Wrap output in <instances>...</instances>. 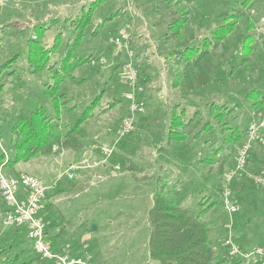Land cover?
I'll return each instance as SVG.
<instances>
[{"label": "rangeland", "instance_id": "374dc122", "mask_svg": "<svg viewBox=\"0 0 264 264\" xmlns=\"http://www.w3.org/2000/svg\"><path fill=\"white\" fill-rule=\"evenodd\" d=\"M30 39L31 47L26 48ZM42 51L44 55L49 51L47 61L53 69L62 68L63 76L51 83H58L59 92L71 99L66 105L102 95L79 128L85 151L81 159L80 151L66 149L59 156L18 161L9 170L7 161L14 148L8 125L40 99L50 102L43 93L44 88L50 89L42 82L50 84L49 77L56 72L48 71L46 65L39 72L38 66L33 70L36 62L29 61L30 53L34 57ZM181 51L188 60L197 61L200 53L208 59L187 67ZM85 53L93 55L89 62L65 73L74 66V59L77 64L85 61ZM127 64L136 67L137 81L143 86L137 94L143 105L139 113L129 114L124 98L128 88L123 67ZM204 65L212 66L209 78L199 74L208 72ZM185 68L188 87L184 83L175 87ZM208 80L216 82L203 83ZM70 94L75 95L73 99ZM113 97L119 99L114 108L109 104ZM210 101L217 106L206 108L204 104ZM173 103H180L178 109L185 108L187 116L199 109L201 119L216 115L222 105L226 111L234 109L229 116L234 127L227 133L232 142L226 139L227 153L215 157L208 144L211 135L187 138L179 146L184 151L176 152V145L162 159L172 169L156 177V186L164 185L162 195L173 197L182 207L192 211L200 207L216 260L261 264L256 257L230 256L223 240L234 236L243 249L264 246L260 225L264 188L252 183V175L264 167V141L250 143L247 170L225 181L247 126L260 125L264 134V0L246 4L244 0H0V152L4 154L0 165H5L8 174L16 168L34 174L46 186L42 216L47 234L56 235V251L88 256L93 264H162L150 256L147 247V212L153 205L154 189L148 192L149 185L144 187L130 177L154 158L147 153L159 138L164 108ZM79 109L60 113L64 120L75 121ZM127 117L132 123L123 131L122 121ZM237 125L242 130L239 139ZM186 126V122L180 125L189 131ZM105 146L113 148L111 153H106ZM206 155L214 159L199 162ZM103 161L113 164L111 173H118L108 174L101 167ZM224 189L236 205L232 214L222 205ZM1 207L0 202V212ZM1 213L0 245L6 246L10 235Z\"/></svg>", "mask_w": 264, "mask_h": 264}, {"label": "trees", "instance_id": "16d2710c", "mask_svg": "<svg viewBox=\"0 0 264 264\" xmlns=\"http://www.w3.org/2000/svg\"><path fill=\"white\" fill-rule=\"evenodd\" d=\"M250 0H244V3H249ZM89 17L90 15L87 14ZM110 19V17H107ZM89 21V22H88ZM86 24H90L88 20ZM33 39H30L29 44L26 48H30ZM179 48V47H178ZM42 51L39 55L34 56L30 53L29 61H35L36 64L31 65L33 70L35 67L38 68V72L41 69L40 66H45L48 71L53 69V65H49L50 62L47 61L49 57V51L44 55ZM185 51H181L179 56L184 58L183 62L187 64V67L196 66V64L202 63L206 60L203 53H200L199 59L197 61H192L194 57L186 59ZM85 61L72 63L74 66L66 65L71 67L69 71L65 73L72 72L78 66L89 62V59L93 55H83ZM87 56V57H86ZM50 59V57H49ZM207 61V60H206ZM49 62V63H48ZM48 63V65H47ZM208 72H199L200 76H205L209 78V72L212 68L211 65H204ZM62 68L53 69L56 72V76L51 73L50 84L49 82H42V85L50 89V92L45 88L43 93L50 98V102L45 99H40L37 105L31 108L23 109L8 125L7 134L9 140H12L13 154H9V159L7 161V167L11 168L18 161H28L29 159L38 155H48V154H58L63 149H73L80 151L83 148V143L81 141L82 134L79 131L81 122L88 119L91 116L92 111L97 107V102L100 100L102 94L96 97L89 98L86 103L83 104V108L79 109V117L75 121H67L63 119V114L60 112H69L71 110L80 108L81 100L75 105H66L71 99H65V93L59 92L58 82L60 77L63 76ZM182 76L174 84V79L172 78V83L175 87L178 86L180 80L183 78L185 72L182 71ZM141 81V79H140ZM199 81V80H198ZM214 83L215 80L204 81L203 83ZM145 83V82H144ZM53 86H55L54 90ZM102 92V90H100ZM71 98L75 95L70 94ZM59 99V100H58ZM119 102L118 97H113V100L109 101L110 107L116 106ZM227 102V101H226ZM216 103L206 102L204 105L206 108H212ZM71 105V106H70ZM69 106V108L67 107ZM180 103L167 104L164 108L163 114V125H162V135L160 142L158 143L160 147L169 148L172 146L180 145L187 142V138L193 140L199 139L203 134H209L212 136V141L208 139L209 146L213 149L212 153L216 157V154H225L226 145L225 140L230 142V137L227 133L233 130V124L229 120L234 109L229 111L224 110L227 108L222 105L219 111H216V115H211L201 119L200 114L202 111L195 109L191 116L183 115L184 109H178ZM68 108V110H66ZM104 110V109H102ZM179 110V111H177ZM205 110V109H204ZM89 115V116H88ZM183 116V118H181ZM64 120L63 122H61ZM186 122V127H189L188 131L181 129V123ZM68 123V125H67ZM237 130H240L238 134V139L241 137V125H237ZM218 133L222 135L223 138L218 136ZM217 134V136H216ZM215 138L213 139V137ZM233 135H231L232 137ZM220 139L217 141V139ZM234 138V137H233ZM210 142V143H209ZM232 142V141H231ZM158 145V146H159ZM231 154L232 152L229 151ZM212 155H206L199 162H207V160H213ZM4 160V154L0 152V161ZM216 160V159H215ZM208 164V163H207ZM222 165L220 166V168ZM161 168L158 166L153 169L149 174L148 178L152 182L153 190V205H151L147 212V220L149 224V231L147 237V247L149 254L154 259L159 260L162 264H222L223 262H229V264H239L240 259H229L223 258L221 261L216 260L215 250L212 245L209 244L210 239V229L208 225L201 219V209L192 211L188 208L178 205L171 196H163V186L158 189L156 186V177L160 178ZM135 175V174H134ZM140 180L146 177H138ZM202 201L200 197L197 201ZM0 202L2 203L1 215L3 216L6 211L5 205L0 197ZM215 202V199H213ZM263 202V201H262ZM46 207H41L40 215H43ZM264 211V210H263ZM264 215V213H263ZM264 217V216H263ZM260 224L264 225L263 222ZM6 227V226H5ZM9 229L8 235L10 238L6 246L0 245V264H52L50 261L41 258L36 255L32 249L31 242L26 238V228L24 226L7 227ZM236 231H239L238 225L234 226ZM241 232L245 233V229L241 227ZM48 232V231H47ZM46 232V233H47ZM264 233V230L261 231ZM259 232V233H261ZM238 234V233H237ZM6 238V237H4ZM50 245L54 250L57 249L56 235H48ZM261 240V239H259ZM239 243V241L236 239ZM264 247V246H263ZM71 255H74L70 252ZM235 257V256H233ZM241 258V257H240ZM228 264V263H227Z\"/></svg>", "mask_w": 264, "mask_h": 264}, {"label": "built area", "instance_id": "2783aa9c", "mask_svg": "<svg viewBox=\"0 0 264 264\" xmlns=\"http://www.w3.org/2000/svg\"><path fill=\"white\" fill-rule=\"evenodd\" d=\"M123 70L125 83L128 88V92L124 96L128 112L129 114L142 112L143 105L137 98V94L143 89V86L137 81L138 71L131 64L124 65ZM131 123V117L124 118L122 121L123 131H127ZM263 141L264 134L260 130V125L250 124L247 126L245 129V140L235 151L233 169L228 175H225V181L232 179L234 175H241L242 172L247 170L250 143H261ZM104 148L106 153L107 151L111 153L113 149L107 146ZM4 168L5 165L1 164L0 197L6 208L2 216L4 226H24L26 228V237L30 240L34 253L52 264H93L88 256L71 255L56 251L51 247L47 238L46 222L44 217L40 215L41 204L46 196V186L34 174L27 172L8 174ZM67 176L69 178L72 177V173L67 172ZM252 183L255 186L264 188V168L260 173L252 175ZM222 205L224 210L230 214L236 211V205L230 201L226 189H224L222 194ZM223 245L230 256L256 257L261 264H264V247L261 245L243 249L234 236H227L223 240Z\"/></svg>", "mask_w": 264, "mask_h": 264}, {"label": "crops", "instance_id": "0c3cea01", "mask_svg": "<svg viewBox=\"0 0 264 264\" xmlns=\"http://www.w3.org/2000/svg\"><path fill=\"white\" fill-rule=\"evenodd\" d=\"M184 72L186 73V68L184 69ZM186 79V75L184 74V76H183V78L180 80V82H179V84H178V88L182 85V83H184V85H185V87H188V85L185 83V80ZM183 86V85H182ZM80 108H83V104H81L80 106H79ZM114 108V107H113ZM113 108H112V110H113ZM163 119H164V117H163V114H162V117H161V121H160V125H159V130H160V133H159V138H158V140H157V142H156V145L154 146V147H151L150 149H149V151H148V155H149V157H151L152 158V156L154 157V158H152V160L151 161H149V162H146L145 163V168H143V169H145L144 171H142L141 170V168H142V166L141 167H139L138 169H136V170H140V172H137V171H135L134 172V174H131V177L130 178H132V179H134L136 182H139L140 183V185L142 184V186H144V187H147V185H149L148 186V192H152V182L149 180V179H147L148 178V176H149V174L153 171V169L154 168H156V167H160L161 168V174H163V173H168V172H171V170L170 169H172V168H169L168 166H166V165H164L163 164V162H162V159H164L165 157H166V155H170L169 153L174 149V148H176L175 146H172V147H169V148H164V147H160V145L158 144L159 142H160V139H161V135H162V125H163ZM94 136H97V135H94ZM152 143V142H151ZM153 144V143H152ZM159 145V146H158ZM181 145V144H180ZM180 145H178L177 146V148H176V152H178V150L179 151H181V150H183L184 151V148L182 147H179ZM179 147V148H178ZM170 148H172V149H170ZM64 150H66V149H63L61 152H59L58 153V156L59 155H61L62 154V152L64 151ZM73 150V149H72ZM74 151H76V150H74ZM79 152V151H78ZM84 147L80 150V159H81V157H82V155L84 154ZM58 156H56V161H58ZM88 156L89 157H92V155L89 153L88 154ZM88 156H87V158H88ZM250 156V155H249ZM78 158V157H77ZM177 159H178V157H177ZM249 161V160H248ZM136 162H140V163H142V160H139V161H136ZM74 163L73 162H71V163H69V165L71 166V167H74V165H73ZM18 165V164H17ZM113 165V164H112ZM112 165H109L108 163L106 164L104 161L103 162H101V167L106 171V172H108V174L110 173V174H113V173H116L115 171H112V173L110 172L112 169H115L114 168V166H112ZM116 166V165H115ZM248 167V166H247ZM264 168V167H263ZM7 169V168H6ZM9 170H11L10 168H8ZM149 170H152V171H150L149 172ZM11 172H13V173H10V174H17V173H21V172H27V171H24V170H22V169H13ZM27 173H29V172H27ZM118 173V172H117ZM140 176H143V177H146L145 179H139L138 177H140ZM183 183V182H182ZM46 196H47V194H46ZM150 196H151V194H150ZM45 199V198H44ZM44 201V200H43ZM43 201H42V203H43ZM41 207H44V205H42L41 204ZM260 225H262L261 226V231H263L264 230V225L263 224H260Z\"/></svg>", "mask_w": 264, "mask_h": 264}]
</instances>
